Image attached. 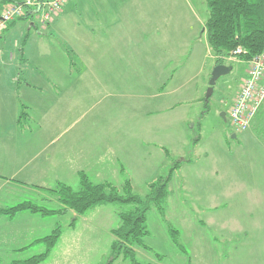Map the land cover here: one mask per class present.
<instances>
[{
	"label": "crops",
	"instance_id": "0c3cea01",
	"mask_svg": "<svg viewBox=\"0 0 264 264\" xmlns=\"http://www.w3.org/2000/svg\"><path fill=\"white\" fill-rule=\"evenodd\" d=\"M7 1L0 0V12L5 5L3 2ZM167 2L67 0L42 29L35 16L29 14L7 24L0 39L8 35L13 41L14 53L9 54V66L0 67V187L11 192L25 188L43 193L46 195L41 198L42 203H57L45 188H54L58 183L73 187L78 184V171H84L97 182L111 181L107 177L109 173L111 179H117L115 173L119 177L111 183L119 186L127 180V175L123 174L125 166H131L137 156L146 163L152 152L168 159L165 114L173 113L184 104L177 100L182 90L179 75L192 59V52L184 63L180 44L183 27H192V22L183 6ZM204 39L203 46L208 52ZM198 54L195 49L194 147L201 138L200 126L196 127L201 109L198 102L203 100L210 74ZM24 58L35 67L17 68L23 65ZM43 59L55 60L53 66L41 67ZM233 62L247 64L237 58L227 64ZM247 67L248 64L242 79ZM137 84L143 109L153 102L143 112L146 122L138 129L139 134L128 133L130 142L126 144L116 132L87 135L88 102L96 100L101 107L103 103L111 105L120 93L132 92ZM23 108L26 115L22 118ZM263 117L264 101L249 127L263 124ZM95 119L101 124L112 123L110 118ZM247 129L232 134L237 137V132L243 135ZM212 188L219 189L220 184ZM221 188L228 196L223 199H228L229 187L225 189L222 184ZM196 194L194 189V196ZM210 195L208 202L216 203V194ZM10 205H0V208ZM43 216L20 211L12 217L1 214L0 222L10 223L16 219L21 221V226L32 225ZM35 239L17 250L38 246L40 243H33ZM51 252L54 247L47 257ZM72 252L74 249L69 247L70 258Z\"/></svg>",
	"mask_w": 264,
	"mask_h": 264
},
{
	"label": "rangeland",
	"instance_id": "374dc122",
	"mask_svg": "<svg viewBox=\"0 0 264 264\" xmlns=\"http://www.w3.org/2000/svg\"><path fill=\"white\" fill-rule=\"evenodd\" d=\"M173 2L187 10L192 22V27H183L180 44L183 62L190 52L192 59L179 75L182 90L177 100L184 104L173 113L165 114L164 134L168 140L165 145L170 156L166 159L152 152L148 163L137 156L131 166H125L123 174L131 183L132 192L144 197L149 191V183L169 175L175 164L177 167L167 184L164 212L151 206L146 213L147 234L143 236L142 244L134 246L135 257L149 264H264V123L249 125L243 135L237 132V137L231 138L235 130L221 116V112H227L247 64L233 62L230 72L215 81L206 100L207 85L203 100L198 102L201 109L196 127L200 126L201 138L194 147V50L199 51L198 59H203L208 73H211L215 59L203 46V27L208 17L205 0H168L167 4ZM8 38L5 35L0 39V67L9 66V54L14 53L13 41ZM54 61L43 59L41 67L53 66ZM33 67L35 65L24 58L23 65L17 68ZM138 88L137 84L132 92L120 93L111 105L103 103L101 107L96 100L88 102L87 135L116 132L122 135L126 144L130 142L129 134H139L138 129L146 122L143 112L153 102L143 109ZM100 116L112 119V123H97L95 118ZM96 150L98 152L99 147ZM108 161L110 165V159ZM114 175L118 179L119 176ZM111 176V173L107 176L109 182H116L117 179H111ZM217 184H220L219 189L212 188ZM222 184L225 189L229 187L228 199H223L228 196L222 193ZM77 186L72 188L75 190ZM210 193L216 194V203L208 202L207 196L212 197ZM45 195L25 188L11 192L0 187V205H13L24 200L44 204L41 198ZM44 206L48 209L62 207L59 203ZM123 207L124 210L129 208ZM123 207L118 203L102 204L79 215L67 209L63 213L43 216L32 225L21 226V221L16 219L10 223L0 222V264L40 253L44 248L40 244L17 249L35 238L50 235L56 227L61 228V235L54 252L40 264H129L122 255L111 260L114 240L111 230L120 224L117 214ZM72 221L74 226H70ZM172 230H177V235L175 232L172 236ZM69 247L74 249L71 258L67 254Z\"/></svg>",
	"mask_w": 264,
	"mask_h": 264
},
{
	"label": "trees",
	"instance_id": "16d2710c",
	"mask_svg": "<svg viewBox=\"0 0 264 264\" xmlns=\"http://www.w3.org/2000/svg\"><path fill=\"white\" fill-rule=\"evenodd\" d=\"M208 17L204 23V33L208 51L215 59V64L225 63L223 57L231 54L236 47H241L242 53L237 59L247 60L254 55L264 52V0H205ZM4 4L6 2H3ZM232 67L231 64H228ZM206 100L208 98H205ZM24 108L20 117L26 114ZM175 164L169 170V175L161 176L148 185V193L141 197L132 192L131 183L127 179L121 185H114L109 181H92L84 171H78V187L73 189L65 183H58L54 188H45L61 205L58 209H48L40 203L24 200L22 202L0 208V215L12 217L20 211L54 215L72 210L76 215L82 214L98 205L118 203L129 206L127 210H118L120 224L111 230L112 258L122 255L129 260V264H149L140 262L135 257L134 246L142 244L141 240L146 229V213L154 206L164 212L163 204L167 195V184ZM73 224V221L71 222ZM177 230L171 231V235ZM61 235V228L56 227L50 235L34 240L44 245V249L26 259H15L9 264H40L50 253ZM32 243V244H33Z\"/></svg>",
	"mask_w": 264,
	"mask_h": 264
},
{
	"label": "built area",
	"instance_id": "2783aa9c",
	"mask_svg": "<svg viewBox=\"0 0 264 264\" xmlns=\"http://www.w3.org/2000/svg\"><path fill=\"white\" fill-rule=\"evenodd\" d=\"M67 0H9L0 12V33L7 24L15 19L35 16L40 29L55 17ZM242 53L241 47H236L231 54L223 57L228 63ZM247 73L241 80L238 92L227 110V120L235 131L245 130L253 116L264 101V52L247 60Z\"/></svg>",
	"mask_w": 264,
	"mask_h": 264
},
{
	"label": "water",
	"instance_id": "95a60500",
	"mask_svg": "<svg viewBox=\"0 0 264 264\" xmlns=\"http://www.w3.org/2000/svg\"><path fill=\"white\" fill-rule=\"evenodd\" d=\"M231 69L232 67L230 65H227L224 63H218L213 66L211 73H210L209 80H208V89L206 91L205 98H208V96L211 95L215 81L221 75H224L230 72ZM221 116H223L224 120H226L225 112H221ZM234 136H235L234 134L231 135V137H234Z\"/></svg>",
	"mask_w": 264,
	"mask_h": 264
},
{
	"label": "flooded vegetation",
	"instance_id": "af4514ba",
	"mask_svg": "<svg viewBox=\"0 0 264 264\" xmlns=\"http://www.w3.org/2000/svg\"><path fill=\"white\" fill-rule=\"evenodd\" d=\"M226 113V112H225Z\"/></svg>",
	"mask_w": 264,
	"mask_h": 264
}]
</instances>
